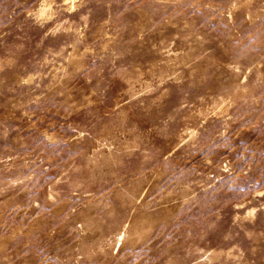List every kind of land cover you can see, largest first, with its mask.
<instances>
[{
  "label": "rangeland",
  "instance_id": "374dc122",
  "mask_svg": "<svg viewBox=\"0 0 264 264\" xmlns=\"http://www.w3.org/2000/svg\"><path fill=\"white\" fill-rule=\"evenodd\" d=\"M0 264H264V0H0Z\"/></svg>",
  "mask_w": 264,
  "mask_h": 264
}]
</instances>
